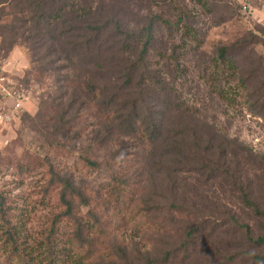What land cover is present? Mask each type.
Masks as SVG:
<instances>
[{
  "label": "rangeland",
  "instance_id": "374dc122",
  "mask_svg": "<svg viewBox=\"0 0 264 264\" xmlns=\"http://www.w3.org/2000/svg\"><path fill=\"white\" fill-rule=\"evenodd\" d=\"M82 4L93 10L98 25L114 20L123 30L135 34L132 59L145 67L144 74L152 83L151 89L148 86L143 88V84L139 86V70L129 83V96H125L126 93L121 91L126 85L125 79L120 73L125 56L110 57L102 50V60L111 62H99V67L86 70L89 73L87 81L97 86L102 105L108 102L112 109L123 114L122 110L128 108V102L134 101V94L140 90L138 99L142 103L138 104L142 108H161L163 133L167 140L172 141L176 136L177 124L179 129L185 124L191 129V137L197 139L196 151L208 149L211 144L215 150L221 148L239 153L238 159L245 156V161L241 160L243 170L250 180H254L264 158V0H85V4L82 0ZM3 9V12L0 10V66L22 100L20 110L14 112L13 101L0 99V197L9 208L12 224L21 232L22 248L35 256L42 252L37 247L42 248L51 242L45 239L49 236L53 218L64 212L58 199L60 183L49 174L50 169L69 170V166L75 163V157L71 158L70 153L72 146L93 147V142L102 134L97 136L100 122L92 117L81 119L76 127H69L72 133L62 137L56 134L53 126L57 120L47 128L42 116L33 122L27 121L24 114L35 119L37 114L41 115L46 101L43 91L53 87L49 81L41 87L33 80L24 85L28 62L20 39H16L9 57L2 59L11 35L4 26L14 22L10 7ZM23 19H28V16ZM160 20L173 25L168 27ZM150 23L153 31L147 55L141 56L146 41L143 30ZM29 26L26 34L31 36L33 31ZM109 36L104 37L109 41L107 46H113L114 39ZM222 47L229 48L230 56L235 59L237 69L234 76H230L225 68L222 71L214 68L217 52ZM83 70L79 66L74 74H70L76 84L80 79L85 80ZM215 79L219 81L215 82ZM219 89H223L226 100L215 94ZM114 94L117 98L112 101ZM75 133L79 135L78 142ZM127 138L123 137L121 130L114 128L109 145L103 152L109 154L119 150L120 156L124 157L116 163L127 164L129 174L133 177L134 173V182L141 181L142 184L144 180L141 206L151 210L152 221L159 223L164 220L160 211L164 212L174 204L189 212L192 219L188 220L196 222L193 224L202 222L204 233L191 240L187 252H179L175 264H222L223 256L239 254L235 234L210 233L212 222L222 219L218 212L224 210L225 205H236L239 196L238 193H228L220 181L213 180L206 173L209 172L206 168L216 167L212 152H207L206 160L195 162L191 168L178 166L173 171L148 165L139 178L136 166L131 167L129 161L136 158L134 142ZM113 142L119 144L113 145ZM136 143L139 144L138 141ZM146 150L142 158L151 164ZM69 172L74 173L77 185L82 180L92 192L107 180L105 175H96L92 171L86 175L81 167ZM74 207L78 209L76 205ZM241 219L250 224L253 221L249 215ZM255 222L258 221L254 217V225ZM111 229L113 231L114 227ZM55 231L52 243L56 249H61L72 232L69 220L60 222ZM130 231L116 230L112 234L121 236L122 233L138 242L140 236ZM165 241L157 238L156 244L160 246Z\"/></svg>",
  "mask_w": 264,
  "mask_h": 264
},
{
  "label": "trees",
  "instance_id": "16d2710c",
  "mask_svg": "<svg viewBox=\"0 0 264 264\" xmlns=\"http://www.w3.org/2000/svg\"><path fill=\"white\" fill-rule=\"evenodd\" d=\"M6 7H10L14 22L4 26L11 35L2 59L9 57L17 43L16 39H20L24 44L21 47H24L28 62L24 85L33 80L41 87L49 81L53 87L43 91L48 104L44 102L41 115L37 114L35 119L24 114L27 121L33 122L42 116L47 128L57 120L53 126L56 134L62 137L72 133L73 130H69V127H76L81 119L97 118L100 122L97 136L100 133L102 136L93 142V147L84 149L72 146L70 153L71 158L75 157V163L69 166V170L81 167L86 175L92 171L96 175H105L107 180L92 192L82 180L77 185V178L68 169H50L49 174L60 183L58 199L64 212L60 217L53 218L49 236L45 239H50L51 242L44 244L42 248L37 247L42 252L35 256L22 248L21 232L12 224L9 208L4 198L0 197V264H175L179 252H187L191 240L201 237L204 233L202 222L193 224L196 222L189 221L192 219L189 212L174 204L169 205L164 212L160 211L165 217L164 220L159 223L152 221L151 210L141 206V186L144 180L142 184L141 181L134 182V173L133 177L129 174L127 164L116 163L124 157L120 156L119 150H113L109 154L103 152L109 145L111 130L114 131V128L116 131L121 130L123 137L134 142L132 145L136 150V158L129 161L131 167L136 166L135 172L139 178L148 165L173 171L178 166L191 168L195 162L206 160L207 152H212V156L216 158L213 161L216 167L206 168L209 170L206 173L213 180L220 181L228 193L239 195L236 205H225L224 210L218 212L222 219L212 222L213 227L210 230L212 234H235L238 238L239 254L223 256L222 264H264V158L260 161L262 166L259 164L257 176L250 180L241 162L245 161V156L239 160V153L221 148L215 150L211 144L208 149L196 151L194 145L197 139L191 137V129L185 124L180 129L177 124L176 136L172 137V141L167 140L163 133L164 117L160 112L161 108H142L138 104L140 90L134 94L136 100L128 102V108L122 110L123 114L112 109L108 102L102 105L97 86L87 81L89 73L86 70L99 67V62H111L102 60L103 51L111 55L110 57L118 54L125 56L124 64L120 66V73L126 84L121 91L126 93L125 96H129V83L139 70V86L143 84V88H152L151 80L144 74L145 67L140 66L131 56L135 34L123 30L118 21L110 20L106 24L98 25L94 20L95 13L89 7H84L82 0H0L1 12ZM25 15L28 19H23ZM160 22L168 27L173 25L169 21ZM27 25L33 31L31 36L26 34ZM109 28L111 30L108 31ZM18 30H21V34H18ZM152 31V23L143 30L146 41L141 56L147 55ZM256 33L262 34L260 31ZM107 36L114 39L113 46H107L109 41L104 38ZM229 53V48H220L214 68L217 71L225 68L230 76H234L236 62ZM76 66L83 67L85 74V80L80 79L78 84L70 75L74 74ZM15 92L22 98L17 90ZM215 94L219 99L226 100L223 89L217 90ZM111 98L113 101L117 94ZM178 111L177 108L176 112ZM180 112L186 113L182 110ZM74 135L75 140L80 141L77 138L79 135ZM122 143L124 142L121 141ZM116 144L119 143L113 142V145ZM144 150L148 152L151 164L142 158ZM202 156L205 157L201 158ZM244 215L251 216V224L241 219ZM254 217L258 221L255 225ZM63 220H69L72 232L62 248L59 249L57 245L56 249L52 243L53 234ZM128 229L140 236L138 242L122 233L121 236L112 234L116 230ZM157 238L166 241L158 246Z\"/></svg>",
  "mask_w": 264,
  "mask_h": 264
},
{
  "label": "built area",
  "instance_id": "2783aa9c",
  "mask_svg": "<svg viewBox=\"0 0 264 264\" xmlns=\"http://www.w3.org/2000/svg\"><path fill=\"white\" fill-rule=\"evenodd\" d=\"M0 99L4 102L7 100L13 101L12 109L14 112L20 110V96L12 88V82L7 77V74L4 72L3 68L0 66ZM0 119L2 116L0 115Z\"/></svg>",
  "mask_w": 264,
  "mask_h": 264
}]
</instances>
